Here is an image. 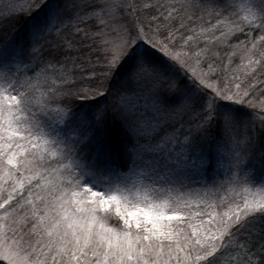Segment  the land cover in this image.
<instances>
[{"label": "snow or ice", "instance_id": "1", "mask_svg": "<svg viewBox=\"0 0 264 264\" xmlns=\"http://www.w3.org/2000/svg\"><path fill=\"white\" fill-rule=\"evenodd\" d=\"M33 11L0 39V260L264 264V0H6L0 29Z\"/></svg>", "mask_w": 264, "mask_h": 264}, {"label": "rangeland", "instance_id": "2", "mask_svg": "<svg viewBox=\"0 0 264 264\" xmlns=\"http://www.w3.org/2000/svg\"><path fill=\"white\" fill-rule=\"evenodd\" d=\"M6 2V0H0V5H3L4 3ZM15 2H18V3H25L26 0H15ZM71 2L72 0H68V3H69V6L71 5ZM156 2V0H137V3L141 4V5H144V4H154ZM163 2H169V0H163ZM239 2V0H238ZM157 12L156 9H153V8H145L144 9V12L141 14V18L143 19L145 16H147L149 13H154ZM36 15V12L33 11V13L31 15H20L16 18H14L13 20L11 21H7L2 29H0V39H10L18 34H21V31H18V32H15L17 30V28H19V24L21 25L23 23V25L25 26H30L31 23H32V20H33V17ZM132 17L129 16L126 18L127 21H132ZM208 19V17L206 16L205 17V20ZM179 23L180 21L179 20H175L173 21V25L175 27H179ZM204 23V21H200V20H194V21H185V24H186V27L185 29H183V31L187 34V35H191L190 32H188V27L187 26H190L192 28H196L198 24H202ZM72 32H74V29H71V27L69 28V34H71ZM259 36V33L258 32H254V33H250L248 35H243L241 34L239 36V40H251L252 38H258ZM51 41H52V44H58L60 42V39L58 36H56L55 33H53L52 37H51ZM229 43H231L232 45H235L236 43H238V40L236 37H233L232 41H230ZM217 51L219 53V56L217 58V62H219V60H223V64L225 66L228 65V56L231 54V51H232V48L231 47H228L227 45L225 44H218L217 45ZM246 61L244 60H241L239 56L233 58V63L231 64V68L236 71V74L238 76H243L244 73L241 69H239L237 66L238 65H242V64H245ZM257 95H259V92H257ZM113 97H109L108 99V104L111 105L112 102H113ZM76 103H79L78 101H76ZM104 103L101 102V107H104ZM245 111H248V112H252V109H245ZM256 120H257V126H258V118L254 117ZM113 223H116L115 220L112 221ZM0 264H7L6 261H3V260H0Z\"/></svg>", "mask_w": 264, "mask_h": 264}, {"label": "trees", "instance_id": "3", "mask_svg": "<svg viewBox=\"0 0 264 264\" xmlns=\"http://www.w3.org/2000/svg\"><path fill=\"white\" fill-rule=\"evenodd\" d=\"M19 28H17V30L15 32L21 31V33H23V31L26 29L27 26L23 25V23L20 25L19 24Z\"/></svg>", "mask_w": 264, "mask_h": 264}]
</instances>
